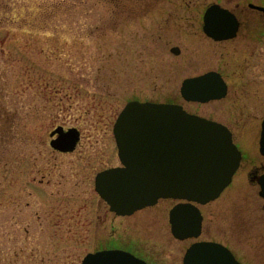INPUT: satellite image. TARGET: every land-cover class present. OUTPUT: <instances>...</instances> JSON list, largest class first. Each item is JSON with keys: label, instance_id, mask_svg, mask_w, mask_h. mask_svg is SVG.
Listing matches in <instances>:
<instances>
[{"label": "rangeland", "instance_id": "1", "mask_svg": "<svg viewBox=\"0 0 264 264\" xmlns=\"http://www.w3.org/2000/svg\"><path fill=\"white\" fill-rule=\"evenodd\" d=\"M172 1L182 5V20L161 0H0V264H80L94 247L95 222L105 244H128L131 234L139 243L130 245L145 243L155 264H172L163 219L137 226L95 188L99 171L121 164L113 128L129 100L179 103L227 122L245 148L259 137L243 122L264 116V41L232 77L228 97L188 101L184 78L230 71L236 60L194 33L188 0ZM246 105L252 113L233 109ZM58 125L80 129L74 151L51 146ZM260 201L247 185L217 200L250 205L241 219H249L252 240Z\"/></svg>", "mask_w": 264, "mask_h": 264}, {"label": "water", "instance_id": "2", "mask_svg": "<svg viewBox=\"0 0 264 264\" xmlns=\"http://www.w3.org/2000/svg\"><path fill=\"white\" fill-rule=\"evenodd\" d=\"M213 11L208 10L205 17L212 24L208 33L217 38L229 36L223 32L222 23L214 21ZM171 50L180 52L178 46ZM226 91V83L216 71L185 78L181 87L187 100L209 101L223 97ZM114 135L121 164L98 172L95 187L110 209L121 215L154 204L159 198L206 203L230 183L242 158L225 124L190 113L179 103L132 99L119 113ZM51 136L54 149L71 152L80 141L81 131L76 126L58 125ZM260 149L264 154V120ZM178 213L173 209L171 218L177 235L179 227L186 224L179 221ZM199 226L200 221L194 234ZM207 248L204 243L193 244L186 254V264H206L197 262L196 256ZM223 254L229 264H239L232 253H206L214 259L213 264H224ZM83 264L148 263L130 252L109 249L89 253Z\"/></svg>", "mask_w": 264, "mask_h": 264}, {"label": "flooded vegetation", "instance_id": "3", "mask_svg": "<svg viewBox=\"0 0 264 264\" xmlns=\"http://www.w3.org/2000/svg\"><path fill=\"white\" fill-rule=\"evenodd\" d=\"M161 1L164 2L162 5V7L164 6V11H166V1H169V3L167 2L168 4H173V6H170L173 8L169 11L170 16L175 18L179 17V19L182 20L183 13L180 10L182 9V5H178L172 0ZM167 8L169 7L167 6ZM211 9H214L212 15L215 17L214 21L221 22L222 27L224 28L223 32L229 36L217 38L208 33L212 24L210 25L205 17L208 10ZM185 10L187 11L185 18H189L188 21H190V27L194 30L196 35H199L212 45L225 49L227 56L232 54L235 56L236 60L234 61V66L228 65L231 67L230 71L221 68H210L191 75V77H194L205 74L209 71H216L222 75L227 86L226 94L221 98L212 99L206 102H194L207 103L213 100L224 99L228 97L230 92V82L232 77H240L238 69L246 67L247 56L255 57L256 51L263 44L264 0H188ZM176 23H178V21ZM178 47L180 48V46ZM226 52L223 51L221 54L224 56L226 55ZM240 56L244 57L240 58ZM233 109L240 110V113H252L247 105L235 107ZM207 117L214 119L213 117ZM258 119L259 118L255 115V117L250 116L248 121L243 122L244 126L250 125L248 127H251V130L255 131L254 137H256V134L259 131V137L257 139L252 138L253 140H251V143H249L246 148L236 140L233 127L227 122L218 120L232 131L233 139L242 151V159L231 182L216 198L206 203L189 202L184 199L175 198H160L156 203L137 209L131 214L120 215L114 212L116 216L127 218L134 217L133 222H135L137 226L141 225L146 229L154 223L155 218L163 219V221H165L164 237L167 240L165 244H163V247L173 246L170 255L172 264H186L187 250L195 243H204L208 247L206 250L201 251V255L196 256L197 262L213 264L214 259L209 255H206V253H232L239 264H264V225L262 224L264 223V196L261 194V191L263 190L262 183H264V154L260 149V138L264 116L261 118L260 123H258ZM254 120H256V123ZM233 185H236L239 188L246 185L247 187H252L261 199V201L254 206L256 213L254 222L257 223V230L253 233L255 236L254 240H252L253 235L247 234V231H252L250 225L247 224L249 219H241L243 217V212L247 209V206L250 205L248 204L245 207L242 205L243 203L236 205V203L231 202H217L226 189ZM163 200L167 202L164 204L165 207L162 206L159 209H155L158 212L150 210L159 205ZM175 208L179 210L177 216L179 221H186L185 225L179 227V235L174 232L171 219L172 210ZM233 210H239L238 214L235 215ZM231 217L233 220L241 219L239 221L242 222L243 226L238 224L234 225L233 221H231ZM198 221H200V226L197 234H194V231L197 230V228L195 229V225ZM133 222L129 223V228H131ZM99 227V224L95 222V232L92 238V241L95 242L94 247L85 252L86 254L83 256L80 264L84 263L86 256L89 253H97L109 249H121L134 254L148 264H155L153 258L149 254L150 249H147V245L145 243H141V246L137 244L139 239H135L133 235H126L128 244H105L102 234L98 232ZM109 239H111V237H109ZM133 241H137L136 245L131 246L130 243ZM223 259L225 262L222 259L221 260L224 264H229V260H226L224 254Z\"/></svg>", "mask_w": 264, "mask_h": 264}]
</instances>
